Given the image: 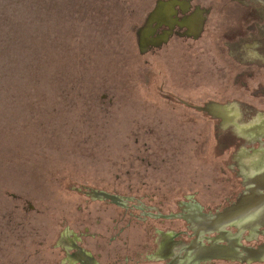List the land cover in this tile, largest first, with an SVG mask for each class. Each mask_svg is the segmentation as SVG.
<instances>
[{
    "label": "rangeland",
    "instance_id": "374dc122",
    "mask_svg": "<svg viewBox=\"0 0 264 264\" xmlns=\"http://www.w3.org/2000/svg\"><path fill=\"white\" fill-rule=\"evenodd\" d=\"M154 1L0 0V264H60L61 230L87 226L100 264L174 232L181 252L193 239L182 215L243 187L234 156L263 144L234 124L264 119V0H188L205 17L199 34L176 29L147 48ZM142 207L141 222L129 213Z\"/></svg>",
    "mask_w": 264,
    "mask_h": 264
},
{
    "label": "flooded vegetation",
    "instance_id": "af4514ba",
    "mask_svg": "<svg viewBox=\"0 0 264 264\" xmlns=\"http://www.w3.org/2000/svg\"><path fill=\"white\" fill-rule=\"evenodd\" d=\"M148 16L146 17L145 24L140 30L141 45L144 47L159 46L163 42L167 41V38L176 31V29H183L186 34H199L204 24L205 17L202 15V9L191 5L188 0H155L149 8ZM157 9V10H156ZM156 10V11H155ZM155 11V12H154ZM154 12L153 16L152 13ZM152 18L150 19V17ZM149 27L145 31L144 28ZM153 25L151 27V24ZM158 35V36H157ZM157 36V37H156ZM163 41V42H162ZM187 105V103H184ZM188 106V105H187ZM204 105L200 106L203 107ZM189 107H192L189 104ZM206 110H210L205 108ZM262 109V110H261ZM257 109V111H263L264 108ZM241 110V109H240ZM242 112V111H241ZM219 116L223 111H218ZM221 115V117H222ZM254 116V115H253ZM252 116V117H253ZM234 117V116H233ZM222 119V118H221ZM225 121V119H222ZM247 121V120H245ZM237 132L244 134L237 136L247 139L249 142L262 143L263 145L251 147L248 151H245V146L242 149H238L234 156V163L239 167L242 172H238L243 178V187L239 190L233 198H228L226 203L220 208L214 211L204 212L200 207H196V210H192L189 214L182 216L190 221L189 228L193 231V239L188 246L184 247L181 252L172 251V245L176 243L177 233L174 232L173 236L164 234L160 241V246L156 248H145L136 246L133 250L128 249L124 251L120 262H107L106 264H217V262H233L235 264H246L248 262L264 260V237L257 243L253 244L241 243L235 233H230L224 230L226 225L236 226L239 229H247L250 232V236L254 237L256 233H262L264 236V119H260V122L246 123V124H234ZM244 157H248L249 161L245 162ZM243 158V159H242ZM96 199L109 200L115 203H119L121 197L118 192H112L105 188H95ZM102 192H108L114 197H106ZM94 197V198H95ZM93 198V199H94ZM147 200V199H146ZM149 201L155 202V200L148 198ZM143 206L154 205L152 203L145 204L144 199L141 201ZM135 203L134 206L138 205ZM140 204V205H141ZM120 205V203H119ZM122 208H128V203L125 201L124 205H120ZM155 206V205H154ZM189 210L193 207V204H184ZM233 208L232 213L235 215L239 209L242 208V215L238 218L228 216L222 223V227L214 228L211 224V218H215L217 215L227 214L228 209ZM141 213L131 212L133 218L144 220V208H139ZM254 213H253V212ZM170 215H173L170 214ZM176 215V214H174ZM181 216V215H180ZM230 217V218H229ZM123 221V219H122ZM128 221L119 227L118 234L110 236L109 241L115 240L120 232L128 229ZM127 227V228H126ZM63 229V228H62ZM161 230L158 231V233ZM203 234L207 239L206 243H198V235ZM87 226L86 230L76 231L68 233L65 229L60 232V264H100L99 259L95 258L94 252L87 246L83 245V239L87 237H93ZM249 236V238H251ZM81 238V239H78ZM226 239V240H225ZM107 241L106 245L101 240L97 241V247L103 248L106 254V249L110 244ZM195 243V244H194ZM214 247H218L217 249ZM210 249V250H209ZM102 256V253L97 252V256ZM105 264V263H104Z\"/></svg>",
    "mask_w": 264,
    "mask_h": 264
},
{
    "label": "water",
    "instance_id": "95a60500",
    "mask_svg": "<svg viewBox=\"0 0 264 264\" xmlns=\"http://www.w3.org/2000/svg\"><path fill=\"white\" fill-rule=\"evenodd\" d=\"M205 109V107H204ZM264 176V173L262 174ZM106 197H114L113 195H110L108 192H102ZM233 208L231 207L230 209H228L227 214H221V215H217L215 218H211V224L213 225L212 227L214 228H218L222 225V223L224 222V220L231 215V217H233V213H232ZM253 212V211H252ZM242 208L239 209V211H237L234 215V217L238 218L242 215ZM254 213V212H253ZM230 218V217H229ZM219 225V226H218ZM218 226V227H216ZM222 227V226H221Z\"/></svg>",
    "mask_w": 264,
    "mask_h": 264
},
{
    "label": "bare ground",
    "instance_id": "6f19581e",
    "mask_svg": "<svg viewBox=\"0 0 264 264\" xmlns=\"http://www.w3.org/2000/svg\"><path fill=\"white\" fill-rule=\"evenodd\" d=\"M156 10H157V9H156ZM156 10H155V11H156ZM155 11H154V12H155ZM154 12L152 13V16H153ZM152 16L150 17V19L152 18ZM149 24H150V20H149L148 25L144 28L143 31H145V30L147 29V27H149ZM152 25H153V22H152V24H151V27H152ZM167 39H168V38H167ZM220 106L222 107L223 105H220ZM220 110H221V109H220ZM263 162H264V160H263ZM263 212H264V211H263ZM263 216H264V214H263ZM215 248L217 249L218 247H214V249H215ZM209 250H210V249H209Z\"/></svg>",
    "mask_w": 264,
    "mask_h": 264
},
{
    "label": "trees",
    "instance_id": "16d2710c",
    "mask_svg": "<svg viewBox=\"0 0 264 264\" xmlns=\"http://www.w3.org/2000/svg\"><path fill=\"white\" fill-rule=\"evenodd\" d=\"M4 14L6 13V12H3Z\"/></svg>",
    "mask_w": 264,
    "mask_h": 264
},
{
    "label": "crops",
    "instance_id": "0c3cea01",
    "mask_svg": "<svg viewBox=\"0 0 264 264\" xmlns=\"http://www.w3.org/2000/svg\"><path fill=\"white\" fill-rule=\"evenodd\" d=\"M261 111V110H260ZM263 112V111H262Z\"/></svg>",
    "mask_w": 264,
    "mask_h": 264
}]
</instances>
